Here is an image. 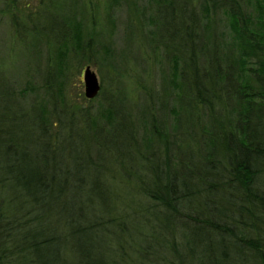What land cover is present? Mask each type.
Listing matches in <instances>:
<instances>
[{"label":"trees","instance_id":"1","mask_svg":"<svg viewBox=\"0 0 264 264\" xmlns=\"http://www.w3.org/2000/svg\"><path fill=\"white\" fill-rule=\"evenodd\" d=\"M201 3L209 17L199 18L193 0L161 4L155 37L178 67L193 107L220 113L221 123L236 115L238 130H220L211 141L213 158L192 150L185 174L171 169L173 141L166 129L149 124L163 150L143 157L128 113L108 106L105 114L116 122L104 133L95 115L67 100L49 65L42 86L47 109L36 101L27 104L30 83L19 90L22 108L15 107L0 80V264H117L121 219L130 209L149 232L145 237L139 230L145 244L134 251L141 264H178L161 261L174 241L198 264H264V0ZM217 10L234 22L233 30L226 26L233 54L228 66L213 37L207 65L198 50L199 31L211 27ZM37 24L34 34L53 41V28ZM229 100L238 103L228 118L223 112ZM186 142L192 149L197 145ZM136 167L144 174L136 175L133 186L148 205L125 211L117 180L132 179ZM158 237L163 241L151 249L149 241Z\"/></svg>","mask_w":264,"mask_h":264},{"label":"rangeland","instance_id":"2","mask_svg":"<svg viewBox=\"0 0 264 264\" xmlns=\"http://www.w3.org/2000/svg\"><path fill=\"white\" fill-rule=\"evenodd\" d=\"M166 1L0 0V80H3L2 89H6L7 98H15V107L22 108L24 99L20 97L19 90L30 83V94L25 97L27 104L36 101L39 108L47 109L50 100L42 86L45 68L49 65L55 73L52 81H60V89L67 100L82 109L84 114L91 112L95 115L104 133L111 131L116 122L115 118L105 114L108 106L119 113H128L143 157L151 156L158 148L163 150L162 144L153 142V134L149 131V124L154 123L166 129L169 141H173L167 154L172 170L185 174L190 152L198 148L197 152L201 155L198 157L208 155L213 158L212 139L219 137L218 133L223 127L237 131L236 115L229 122L221 123L220 113L210 114L201 105L193 107L187 89L181 84L178 67L174 69L171 58L164 52V43L155 37L157 12ZM201 1L193 0L199 18L209 17ZM212 19L210 30L201 28L199 31L198 50L207 58L202 64L207 65L211 56L213 45L210 46V41L213 42V37L218 44L216 50L223 52L226 57L224 64L231 65L232 45L226 37V26L231 25L233 30L234 22L218 10ZM34 23H38L36 27L42 25L46 29L53 28L51 36L54 40L47 41L42 34L35 35L31 30ZM87 66L100 85L97 96L92 99L84 96L82 73ZM246 81L248 85L251 83L249 78ZM252 83L255 86V82ZM223 91L227 93L225 89ZM236 102L229 100L227 103L223 113L228 118L229 110L231 106L236 107ZM176 107H180V112L178 109L175 113L170 110ZM214 119H217L215 124ZM250 119L254 120V115H250ZM191 125L192 130L187 128ZM190 140L197 142L194 149L193 145L186 142ZM116 170L119 167L112 169ZM130 172H135V176L126 183L122 184L123 176L117 180L121 184L120 207L125 211L130 208L142 209L148 205L140 189L133 186L136 175L144 174L143 171L136 167ZM112 175L116 176L114 172ZM127 202H131V207L125 205ZM135 215L136 212L130 209L128 216L131 217L121 219L124 233L119 244L122 248L113 255L117 264H141L140 256L134 250L145 244L139 230L145 237L149 232L147 228L138 226ZM162 241L161 237L151 239V249L155 243ZM167 260L178 264H198L197 259H191L187 250L176 241L170 242L166 252L162 253V263Z\"/></svg>","mask_w":264,"mask_h":264},{"label":"water","instance_id":"3","mask_svg":"<svg viewBox=\"0 0 264 264\" xmlns=\"http://www.w3.org/2000/svg\"><path fill=\"white\" fill-rule=\"evenodd\" d=\"M82 81L84 84V96L87 99L94 98L100 89V85L95 74L88 66L83 70Z\"/></svg>","mask_w":264,"mask_h":264}]
</instances>
